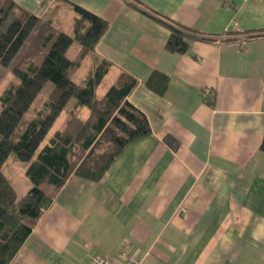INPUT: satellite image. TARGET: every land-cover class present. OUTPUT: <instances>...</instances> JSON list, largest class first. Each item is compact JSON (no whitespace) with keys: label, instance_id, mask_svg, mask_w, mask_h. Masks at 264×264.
Segmentation results:
<instances>
[{"label":"crops","instance_id":"obj_1","mask_svg":"<svg viewBox=\"0 0 264 264\" xmlns=\"http://www.w3.org/2000/svg\"><path fill=\"white\" fill-rule=\"evenodd\" d=\"M15 1L70 34L73 4L104 18L96 56L137 79L127 100L151 132L98 181L42 183L52 202L8 264H88L123 244L142 264H264V0H133L215 37L184 53L166 51L168 28L128 0ZM153 70L168 76L162 95L144 84Z\"/></svg>","mask_w":264,"mask_h":264},{"label":"trees","instance_id":"obj_2","mask_svg":"<svg viewBox=\"0 0 264 264\" xmlns=\"http://www.w3.org/2000/svg\"><path fill=\"white\" fill-rule=\"evenodd\" d=\"M127 2L168 28V52H186L192 39L215 40L133 0ZM72 6L76 16L70 34L15 0H0V64L9 66L19 56L12 68L15 80L0 93V264L10 262L52 202L42 183L59 188L72 174L98 181L129 143L151 132L145 114L127 100L137 79L125 72L110 75V62L96 56L95 46L108 22ZM74 41L80 47L69 57ZM87 59L88 66L76 79ZM168 81L166 74L153 70L144 84L162 95ZM46 82H51V90L41 99ZM213 97L208 93L204 98L212 105ZM59 117L61 127L46 138ZM163 140L172 149L178 146L171 135ZM259 149L264 151V135ZM8 159L21 166L30 184L20 197L6 173Z\"/></svg>","mask_w":264,"mask_h":264},{"label":"rangeland","instance_id":"obj_3","mask_svg":"<svg viewBox=\"0 0 264 264\" xmlns=\"http://www.w3.org/2000/svg\"><path fill=\"white\" fill-rule=\"evenodd\" d=\"M78 47H79V43L77 41H74L70 45V47L68 48L67 55L70 57L73 56V54L77 51ZM18 58H19V56H17L15 58L13 64H11L9 66H3L0 64V93L10 82H13L15 80V76H14V73L12 71V68H13V65L16 63ZM84 71H85V66L82 65L81 68H79L78 71L76 72L75 77L79 78L80 76L83 75ZM51 86H52L51 82H46V84L44 85V87L41 90V94H42L41 99L45 98L48 95L49 91L51 90ZM69 106L71 107V104H69ZM62 116H63V113L61 114V117ZM61 120H62V118H60V117L57 119V121L52 126V129L48 132L46 138L51 135V133L54 129H56L57 127H61V125H60ZM6 173L10 176L12 181L15 183L14 186L16 188L17 195L19 197L22 196L28 190L30 184L27 181L26 177L24 176L21 166L18 165L17 162H15V161L13 162L11 159H8ZM20 179H24V181H23L24 184L22 187H20L16 184L17 181H19ZM25 182H26V185H25Z\"/></svg>","mask_w":264,"mask_h":264},{"label":"built area","instance_id":"obj_4","mask_svg":"<svg viewBox=\"0 0 264 264\" xmlns=\"http://www.w3.org/2000/svg\"><path fill=\"white\" fill-rule=\"evenodd\" d=\"M88 264H142V256L134 257L130 255L128 245L123 244L114 258L93 253L88 260Z\"/></svg>","mask_w":264,"mask_h":264}]
</instances>
